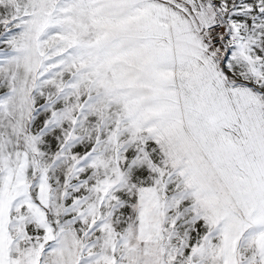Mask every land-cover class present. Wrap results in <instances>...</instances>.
I'll use <instances>...</instances> for the list:
<instances>
[{
    "label": "snow or ice",
    "instance_id": "6c2138e0",
    "mask_svg": "<svg viewBox=\"0 0 264 264\" xmlns=\"http://www.w3.org/2000/svg\"><path fill=\"white\" fill-rule=\"evenodd\" d=\"M0 264H264V0H0Z\"/></svg>",
    "mask_w": 264,
    "mask_h": 264
}]
</instances>
